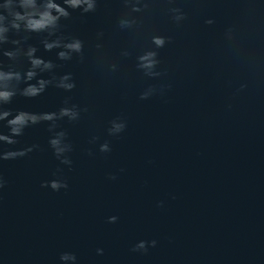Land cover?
Returning <instances> with one entry per match:
<instances>
[{"label":"water","instance_id":"obj_1","mask_svg":"<svg viewBox=\"0 0 264 264\" xmlns=\"http://www.w3.org/2000/svg\"><path fill=\"white\" fill-rule=\"evenodd\" d=\"M174 6L186 13L179 24L167 0H150L133 14L140 27L125 30L117 26L127 11L122 0H97L88 13L70 9L60 23L83 41V61L75 54L61 61L60 49L44 50V34H29L36 55L58 65L57 75L71 73L76 87L17 94L4 107L54 111L69 98L87 111L60 122L72 144L71 168L53 155L46 123L4 146L39 147L0 161V264H60L64 251L77 264H264V0ZM151 34L171 38L158 50L162 74L155 78L136 68ZM149 87L154 93L141 100ZM115 117L126 128L109 136ZM104 141L110 152L99 151ZM53 173L67 189L41 187ZM140 240L156 245L133 251Z\"/></svg>","mask_w":264,"mask_h":264},{"label":"clouds","instance_id":"obj_2","mask_svg":"<svg viewBox=\"0 0 264 264\" xmlns=\"http://www.w3.org/2000/svg\"><path fill=\"white\" fill-rule=\"evenodd\" d=\"M169 18L176 24L186 19V13L179 6H174V0H167ZM97 0H0V56L7 57L11 62L5 65L0 59V161L23 157L27 153L38 148L37 144L30 146L5 149V145H16L18 138L22 137L25 129L46 123L48 145L53 155L61 164L71 168L72 160L68 153L72 151V144L67 139V132L60 126V122L65 119L68 122H76L80 119L81 113L87 111L75 103H70L69 98H65L62 106L54 111L32 112L17 110L13 112L4 106L10 103L17 94L34 98L45 92L46 88L53 86L69 92L76 87V83L71 73L57 75L54 71L58 65L51 60L37 56V47L28 43L29 34H44L40 43L45 51L60 49L57 59L68 61L75 54L83 61L84 43L76 36H67L62 31V19L70 16V9H79L81 13L95 11ZM122 7L127 11L117 20V26L121 30L140 27L138 17L133 14L143 13L150 7V0H122ZM210 23V21H208ZM10 34L16 38H10ZM103 33L98 31L96 37L99 40ZM171 38L160 34H151L148 44L136 56V68L150 78L161 76L157 70L160 64L158 50ZM5 44H11V48H4ZM95 47L100 49L102 45L96 43ZM121 55L127 57L128 51H122ZM24 61L28 67L21 71L18 67ZM110 71L117 69V64L108 66ZM48 73V78L41 74ZM34 81V82H33ZM23 85V87H21ZM155 89L149 87L140 93V99H147L154 93ZM107 133L109 136H117L126 128V121L120 117H115L109 122ZM7 129V132L4 129ZM97 140L93 136L90 143ZM99 151L107 153L111 151L108 141L99 145ZM89 155L92 153L89 152ZM122 171V170H121ZM109 179H116L115 175ZM5 180L0 175V189L4 187ZM41 187H50L53 191L67 189V182L57 173H53V178L43 181ZM162 203V202H160ZM118 217L115 215L107 218L109 223H115ZM156 240H140L133 246V251H146L147 247H154ZM97 254H102L103 249L97 248ZM60 264H77V256L74 252L64 251L59 255Z\"/></svg>","mask_w":264,"mask_h":264}]
</instances>
